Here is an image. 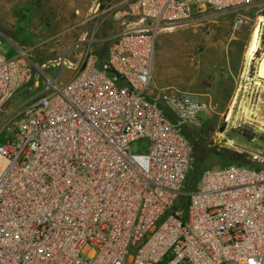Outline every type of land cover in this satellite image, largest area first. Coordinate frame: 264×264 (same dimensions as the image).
Here are the masks:
<instances>
[{
	"label": "built area",
	"instance_id": "2783aa9c",
	"mask_svg": "<svg viewBox=\"0 0 264 264\" xmlns=\"http://www.w3.org/2000/svg\"><path fill=\"white\" fill-rule=\"evenodd\" d=\"M260 1H132L113 15L125 28L105 59H58L73 72L65 84L0 50V113L45 78L1 122L0 264H160L169 253V264H264V168L206 170L187 193L186 129L208 105L153 82L159 32L187 25L199 6L228 13ZM136 142L147 149L132 151Z\"/></svg>",
	"mask_w": 264,
	"mask_h": 264
},
{
	"label": "rangeland",
	"instance_id": "374dc122",
	"mask_svg": "<svg viewBox=\"0 0 264 264\" xmlns=\"http://www.w3.org/2000/svg\"><path fill=\"white\" fill-rule=\"evenodd\" d=\"M118 1L0 0V50L8 58L28 56L51 78L61 72L60 84H65L73 72L57 65L58 59L65 56L74 60L79 40L102 36L111 19L109 7ZM261 15L264 0L228 13L199 6L187 25L158 33L153 72L161 73L164 62L167 80L177 84L173 88L193 92L208 105L186 129L195 157L187 193L204 171L234 164L228 158L233 152L246 155L251 167L264 168V89L256 84L260 81L264 85V80L249 79L257 75L258 61L264 54V27L255 61L247 65L245 59L251 32ZM237 19H242V25L235 29ZM35 72L39 73L36 68ZM38 82V86L31 82L19 90L4 106L0 140L1 122L40 93L45 83L42 74ZM223 140H231L232 146L223 145ZM146 149L145 142L131 145L134 152ZM172 258L169 253L160 264H169Z\"/></svg>",
	"mask_w": 264,
	"mask_h": 264
},
{
	"label": "crops",
	"instance_id": "0c3cea01",
	"mask_svg": "<svg viewBox=\"0 0 264 264\" xmlns=\"http://www.w3.org/2000/svg\"><path fill=\"white\" fill-rule=\"evenodd\" d=\"M135 1V0H121L116 2L115 4H111L109 9H110V23H109V27H105L106 32L102 33V36L100 35L99 38H87L86 36L85 38L83 37L81 40H79L78 45L76 46V48L78 49V51H75L76 56L74 60H70V61H75L78 58L80 59L81 57H85L87 53L93 51L96 54H98L99 58L101 60L105 59L107 54H108V50L109 47L112 45V43L115 41L116 36L121 32L122 29L125 28V26H122V24L116 20H114L113 15L117 12V11H121L124 12L128 5L130 4V2ZM132 25L131 23L128 24ZM96 47H100L102 46V48L100 50H96ZM104 47V48H103ZM262 57V56H261ZM261 59V58H260ZM259 59V61H260ZM255 61V60H254ZM254 61L252 62L251 66L248 67V71L249 69H251L252 65L254 64ZM258 61V64H259ZM162 68L164 70L161 71V73H158L157 71L153 72V82H154V86L156 88L159 89H166V88H173L175 86H177V84L175 82H170L169 80H167V73L165 72V63H162ZM258 69V68H257ZM257 74V72H256ZM240 76V72H237L236 77ZM248 77V76H247ZM250 81H256V80H260L257 78V75L255 77H249ZM263 82V81H262Z\"/></svg>",
	"mask_w": 264,
	"mask_h": 264
},
{
	"label": "bare ground",
	"instance_id": "6f19581e",
	"mask_svg": "<svg viewBox=\"0 0 264 264\" xmlns=\"http://www.w3.org/2000/svg\"><path fill=\"white\" fill-rule=\"evenodd\" d=\"M264 27V16H259L257 18V22L251 32V38L249 41V44L246 48V52H245V59H246V64L248 65L252 60L255 59V55L256 53L260 50L261 47V36H262V30ZM174 28H169V29H165L162 31H173ZM257 77L259 79L264 80V54L262 55L259 64H258V71H257ZM256 84L258 86H260L261 88L264 89V85L262 83H260V81H257ZM240 91V90H239ZM237 99V97L235 96V100ZM233 105V104H232ZM236 105V104H235ZM246 116L248 117L249 115V111L247 110V108L245 109ZM231 116V112L229 113V117ZM225 146H232L233 142L231 140H227L226 142L222 143Z\"/></svg>",
	"mask_w": 264,
	"mask_h": 264
},
{
	"label": "trees",
	"instance_id": "16d2710c",
	"mask_svg": "<svg viewBox=\"0 0 264 264\" xmlns=\"http://www.w3.org/2000/svg\"><path fill=\"white\" fill-rule=\"evenodd\" d=\"M190 141V140H189ZM191 143V142H190ZM203 158V157H202ZM228 158L232 159L235 163L234 164H238V165H242V166H250L252 164H250V162L247 160V156L244 154H239V153H231L230 156H228Z\"/></svg>",
	"mask_w": 264,
	"mask_h": 264
},
{
	"label": "water",
	"instance_id": "95a60500",
	"mask_svg": "<svg viewBox=\"0 0 264 264\" xmlns=\"http://www.w3.org/2000/svg\"><path fill=\"white\" fill-rule=\"evenodd\" d=\"M226 142V140H223V143Z\"/></svg>",
	"mask_w": 264,
	"mask_h": 264
}]
</instances>
